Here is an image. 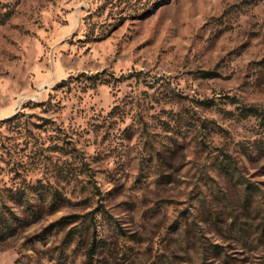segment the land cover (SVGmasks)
I'll return each instance as SVG.
<instances>
[{"label": "rangeland", "instance_id": "rangeland-1", "mask_svg": "<svg viewBox=\"0 0 264 264\" xmlns=\"http://www.w3.org/2000/svg\"><path fill=\"white\" fill-rule=\"evenodd\" d=\"M250 106L264 0H0V264H264Z\"/></svg>", "mask_w": 264, "mask_h": 264}, {"label": "trees", "instance_id": "trees-1", "mask_svg": "<svg viewBox=\"0 0 264 264\" xmlns=\"http://www.w3.org/2000/svg\"><path fill=\"white\" fill-rule=\"evenodd\" d=\"M201 76H202V78H213L215 75L212 72L205 71V72H202V75ZM232 102H234V101H232ZM240 115L243 116V117H245V118H247L248 116H253L256 119H260L261 120V123H264V111H260L255 106L242 107L241 108ZM93 240H96V231H94V233H93Z\"/></svg>", "mask_w": 264, "mask_h": 264}]
</instances>
